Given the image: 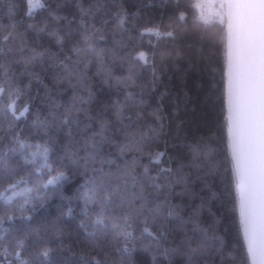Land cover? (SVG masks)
<instances>
[{
  "label": "trees",
  "instance_id": "obj_1",
  "mask_svg": "<svg viewBox=\"0 0 264 264\" xmlns=\"http://www.w3.org/2000/svg\"><path fill=\"white\" fill-rule=\"evenodd\" d=\"M42 2L45 8L29 16L26 14V0H0V38L15 24L16 30L24 34L26 52L35 48L49 54L55 53L56 61L68 57L65 63L72 66L79 59L72 48L79 40L80 33L91 30V27L98 29L95 41L98 55L84 57L90 61L88 67L81 64L78 69L80 78L74 80L78 98H88L91 90L92 95L85 108L94 119L86 120L82 112L78 126H57L64 107L73 100L74 90L66 80L56 82L58 77L64 76V70L49 56L30 65L25 72H22L24 66L21 62L8 63L5 57L0 56V63L8 64V77H19L17 114L25 104L29 109L15 119L4 111L6 97L0 101V171L17 168L22 169L21 175L29 173L28 183L21 186V190L43 185L50 176L55 177L58 173L67 177L58 189L53 190L50 186V198L43 206L38 205L36 211H26L25 218L4 219L0 246L8 244L11 251L15 241L23 239L22 258L32 260L33 264H82V257L90 260L96 256L94 245L106 242L100 236L106 229L92 228V213L98 208L88 204L89 214L85 215L82 193L86 181L99 174L91 170L83 172L61 159V145L65 142L69 127L75 132L77 127L90 123L91 131H98V121H103L106 122V136L117 143H127L130 147L139 139L140 133H145L148 137L143 141L145 153H165L159 165L151 166L152 173L155 174L161 167H171L173 173L169 179L186 177L184 183L176 185L175 191L179 192L186 186L195 193L194 196L186 193L171 197L172 204L180 206V216L188 221L184 228L190 233L194 226L192 221L196 219L192 212L198 208L201 227L213 225L216 233L223 237L224 243L216 260L220 261L222 257L224 264H233V257L244 260L246 248L240 232L239 215L235 210V186L223 127L225 41L221 38V26L218 23L205 26L199 22V12L193 7L195 0ZM78 5L85 9L91 6V10L82 15ZM53 11L60 19L56 20L50 15ZM121 11L127 13L123 27L118 25L117 14ZM181 13L184 19H180ZM82 20L84 25L81 24ZM157 31H171L174 38L157 36ZM100 36L104 39L99 40ZM13 44L11 39L7 45L0 39V48L12 47ZM138 52H144L149 63L141 66L142 62H138L133 69L136 72L135 86L128 89L111 87L115 78L128 75L129 61ZM109 69L113 80L105 84V73ZM4 80L3 69L0 68V84ZM126 92H131L132 97L126 99ZM117 102L122 114L131 116V120L111 123L115 120L112 105ZM157 109V114L163 117L162 121H157L153 115ZM53 113L57 115L53 116ZM137 113L140 115L137 116ZM37 119L46 121L49 127L45 130L35 126L33 122ZM153 129L159 131L158 137ZM18 140L31 145L47 143L53 149L51 172L48 169L36 171L31 165H25L17 153L10 151ZM197 140L207 145L208 154L194 161L187 143ZM138 155L133 148L121 156L114 145L105 144L100 153L102 163H96L93 167L115 173L118 166H123ZM147 162L145 155L143 163ZM181 165L184 166L182 172L179 171ZM141 170L140 167L136 169L137 173ZM17 203H23V200ZM5 212L6 207L0 201V216H4ZM117 212L122 213L123 209H117ZM82 221L88 225L87 232L95 231L96 237L86 234L85 228L81 227ZM179 223L175 218L169 221L170 227ZM139 227L137 225V235ZM152 230L156 231L155 228ZM181 235L182 231L174 230L169 241L174 238L178 242ZM45 247L51 249L47 259L37 255ZM8 259L14 261L12 256ZM134 259L136 264H152L151 256L140 250ZM158 259L160 264H167L163 257ZM173 264H181V258H174Z\"/></svg>",
  "mask_w": 264,
  "mask_h": 264
},
{
  "label": "snow or ice",
  "instance_id": "obj_2",
  "mask_svg": "<svg viewBox=\"0 0 264 264\" xmlns=\"http://www.w3.org/2000/svg\"><path fill=\"white\" fill-rule=\"evenodd\" d=\"M78 7L82 15L91 10V6L88 9L79 5ZM193 7L200 9L197 16L199 22L205 26L216 23L221 26V38L225 41L223 127L235 186V210L239 215L240 232L246 248L245 259L236 260L233 257V264H264V0H201ZM43 8L45 5L42 0H27L26 14L31 16L35 10ZM50 15L56 20L60 19L54 11ZM117 15L118 25L123 27L127 13L121 11ZM180 19H184L183 13L180 14ZM81 24L84 25L83 20ZM98 31L91 27V30L80 33L79 40L72 48L73 54L79 59L72 66L65 63L68 57L56 61L55 53L49 54L35 48L26 52L24 34L16 30L15 24L0 38L5 45L10 39L14 42L12 47L0 48V56L5 57L8 63L21 62L24 66L22 72L27 71L30 65L43 60L46 55L63 68L64 76L58 77L56 82L66 80L73 88L74 96L64 107L58 127L78 126L82 112L86 120L94 119L85 108L92 95L91 90L89 89L88 98H78L74 80L80 78L78 69L81 64L85 68L88 67L90 61L84 57L98 55L95 44ZM155 34L173 37L171 31H157ZM98 39L103 40L104 37L100 36ZM138 62H142L141 66L149 63L144 52H138L131 57L128 75L115 78L110 86L117 89L135 86L136 72L133 69ZM0 68L3 69L5 77L4 83L0 84V101H4L6 97L3 102L4 111L19 119L29 110L25 104L24 109L17 114V101L20 97L19 77H8L7 63H0ZM153 72L155 74V70ZM110 80H113V77L109 69L105 73V84ZM80 84L83 86L82 79ZM131 97L132 93L126 92L125 98ZM112 107L115 120L111 123L131 120V116L125 117L122 114L119 102ZM158 112L159 109L153 115L157 121H162L163 117L157 114ZM52 115L56 116L57 113ZM139 115L140 113H137V116ZM33 123L45 130L49 127L46 121L39 119ZM98 124V131H91L90 123L77 127L75 132L69 127L65 142L61 145V159L83 172L91 170L92 173L99 174L86 181L82 199L85 201V215L89 214L88 204L97 206L98 210L92 213L94 219L91 220V226L93 229H106L100 233L106 242L95 244L96 256L90 260L82 257V264H136L134 256L138 250L151 256L152 264H160L158 257H163L167 264H173L176 257L181 258V264H224L222 257L220 261L215 258L224 243L223 237L216 233L215 227H201L197 208L192 212L196 219L192 221L194 226L190 234L189 230L184 228L188 221L180 216V206L171 202L173 195H195L186 186L179 192L175 191L176 185L184 183L186 177L169 179V175L173 173L171 167H161L155 174L152 173L151 166L159 165L165 153H145L143 141L148 139L145 133H140L139 139L130 147L129 144L117 143L112 137L104 134L106 122L98 121ZM153 133L156 137L160 134L156 129H153ZM105 144L114 145L121 156L131 152L133 148L139 155L133 156L132 160L123 166H118L115 173L105 172L102 167H93L96 163H102L100 153ZM187 147L194 161L201 156L207 157V145L200 140L189 141ZM10 151L17 153L25 165H31L36 171L52 170L50 161L53 149L47 143L31 145L18 140ZM145 155L148 157L147 163H143ZM138 167L142 169L139 173L136 171ZM183 167L181 165L179 171L182 172ZM21 171L22 169L17 168L0 171V201L6 207L5 215L0 216V240L3 239L2 225L5 218L8 221L17 216L25 218L26 211H36L38 205L43 206L50 198V186L53 190L58 189L67 179L63 173H58L55 177L50 176L43 185L24 187L21 190V186L27 185L29 175H21ZM20 199L23 203H17ZM117 209H123V212L118 213ZM173 218L180 223L170 227L169 221ZM137 225L140 226L138 235ZM81 227L85 228L88 236L96 237L95 231L87 232L88 225L83 221ZM153 228L156 231H153ZM174 230L183 232L178 242H175L174 238L169 241V236ZM23 248V239L16 240L11 251L8 244L0 246V257H4L0 259V264H33L32 260L22 258ZM50 251L51 249L45 247L37 255L47 259ZM9 256L14 257V261L9 260Z\"/></svg>",
  "mask_w": 264,
  "mask_h": 264
},
{
  "label": "built area",
  "instance_id": "obj_3",
  "mask_svg": "<svg viewBox=\"0 0 264 264\" xmlns=\"http://www.w3.org/2000/svg\"><path fill=\"white\" fill-rule=\"evenodd\" d=\"M200 2H201V0H195V5L200 3ZM196 10L200 13V9L196 8Z\"/></svg>",
  "mask_w": 264,
  "mask_h": 264
},
{
  "label": "water",
  "instance_id": "obj_4",
  "mask_svg": "<svg viewBox=\"0 0 264 264\" xmlns=\"http://www.w3.org/2000/svg\"><path fill=\"white\" fill-rule=\"evenodd\" d=\"M225 59H226V48H225Z\"/></svg>",
  "mask_w": 264,
  "mask_h": 264
},
{
  "label": "rangeland",
  "instance_id": "obj_5",
  "mask_svg": "<svg viewBox=\"0 0 264 264\" xmlns=\"http://www.w3.org/2000/svg\"><path fill=\"white\" fill-rule=\"evenodd\" d=\"M26 3H27V0H26ZM37 10H38V9H37ZM35 11H36V10H35ZM35 11H34V12H35ZM26 12H27V8H26Z\"/></svg>",
  "mask_w": 264,
  "mask_h": 264
}]
</instances>
